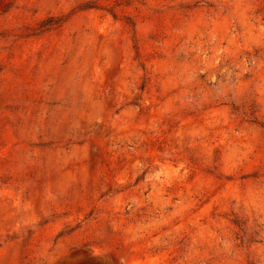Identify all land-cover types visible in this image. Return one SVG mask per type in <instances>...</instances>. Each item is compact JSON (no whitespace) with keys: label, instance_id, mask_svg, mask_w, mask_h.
<instances>
[{"label":"rangeland","instance_id":"rangeland-1","mask_svg":"<svg viewBox=\"0 0 264 264\" xmlns=\"http://www.w3.org/2000/svg\"><path fill=\"white\" fill-rule=\"evenodd\" d=\"M0 264H264V0H0Z\"/></svg>","mask_w":264,"mask_h":264}]
</instances>
